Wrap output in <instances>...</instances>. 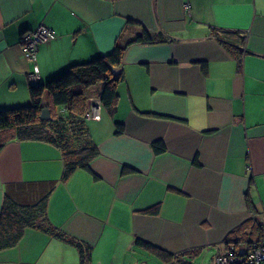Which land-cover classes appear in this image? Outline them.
Returning <instances> with one entry per match:
<instances>
[{
  "label": "crops",
  "instance_id": "crops-1",
  "mask_svg": "<svg viewBox=\"0 0 264 264\" xmlns=\"http://www.w3.org/2000/svg\"><path fill=\"white\" fill-rule=\"evenodd\" d=\"M41 25L55 38L38 45L32 62L20 39ZM212 28L244 36L240 68ZM141 29L166 40L126 47L115 113L100 106L99 119L87 118L98 149L89 169L60 181L56 146L9 140L0 147V208L5 192L33 202L53 183L46 217L91 246L89 264H144L133 254H154L136 238L180 257L215 249L209 264L230 248L241 255L264 226V0H0V108L27 104L30 85ZM0 264H79V256L27 228L0 250Z\"/></svg>",
  "mask_w": 264,
  "mask_h": 264
},
{
  "label": "trees",
  "instance_id": "trees-1",
  "mask_svg": "<svg viewBox=\"0 0 264 264\" xmlns=\"http://www.w3.org/2000/svg\"><path fill=\"white\" fill-rule=\"evenodd\" d=\"M211 31L234 57L237 68H240L242 56L246 52L242 48L244 36L233 30L212 28ZM234 34L237 35V41L229 37ZM165 40L158 33L141 29L138 35L125 43L117 41L109 52L72 63L44 82L30 85L27 104L0 108V147L12 139L42 140L56 146L62 156L60 181L66 180L76 169L88 170L90 161L98 154L97 144L89 136L85 117L89 104L97 101L112 116L118 100L117 84L123 80L121 62L126 47L131 43L153 44ZM204 66L205 63H202ZM113 68L117 71L113 72ZM42 107L48 108L49 119L40 120ZM141 113L162 117L151 111ZM115 128L116 133H120L123 130L122 121H115ZM151 147L157 154L165 150L161 139L153 141ZM52 187L53 183L33 202L26 199L18 201L9 193H4L0 208V250L16 245L27 228H34L73 245L78 251L79 264H89L91 246L54 227L46 217ZM261 240L262 237L255 242L259 244ZM135 244L164 262L180 260V254L176 255L142 239L136 238ZM196 253L194 249L183 255Z\"/></svg>",
  "mask_w": 264,
  "mask_h": 264
},
{
  "label": "built area",
  "instance_id": "built-area-1",
  "mask_svg": "<svg viewBox=\"0 0 264 264\" xmlns=\"http://www.w3.org/2000/svg\"><path fill=\"white\" fill-rule=\"evenodd\" d=\"M55 38L52 29L45 25H41L34 30H30L22 34L20 46L26 59L35 61V52L40 43L47 42ZM38 73L37 66L34 64L30 77L36 76ZM92 100V99H91ZM99 107L97 101L90 103L85 112L86 118L99 119ZM260 244V245H259ZM256 243L239 255L234 248H230L222 254H219L213 261V264H229L232 262H243L244 264H262L264 263V227L263 236L260 243Z\"/></svg>",
  "mask_w": 264,
  "mask_h": 264
},
{
  "label": "rangeland",
  "instance_id": "rangeland-1",
  "mask_svg": "<svg viewBox=\"0 0 264 264\" xmlns=\"http://www.w3.org/2000/svg\"><path fill=\"white\" fill-rule=\"evenodd\" d=\"M255 244H256V242L254 241L253 243H250V246L252 247ZM251 247H249V248H251ZM138 250L139 251L136 252V253H134L133 256L134 257H137V258L140 257L139 259H143L145 261L144 264H165V263H162L154 255L148 254L143 249L139 248ZM213 252H215V249H213L211 252H209V251H203L202 253L196 255L195 257L194 256L193 257H189L187 255H183L179 259H180V261H186L188 259H192V264H209L210 263V260H211V257L213 255ZM136 264H139V263H136Z\"/></svg>",
  "mask_w": 264,
  "mask_h": 264
},
{
  "label": "water",
  "instance_id": "water-1",
  "mask_svg": "<svg viewBox=\"0 0 264 264\" xmlns=\"http://www.w3.org/2000/svg\"><path fill=\"white\" fill-rule=\"evenodd\" d=\"M117 70L113 68V72H116ZM40 120H46L50 118L49 110L47 107H42L40 114H39Z\"/></svg>",
  "mask_w": 264,
  "mask_h": 264
}]
</instances>
